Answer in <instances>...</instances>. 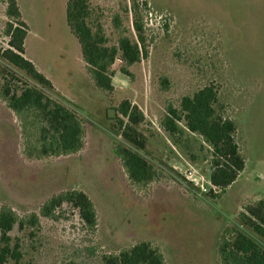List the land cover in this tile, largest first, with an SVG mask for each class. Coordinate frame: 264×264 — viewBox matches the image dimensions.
<instances>
[{
	"label": "rangeland",
	"instance_id": "374dc122",
	"mask_svg": "<svg viewBox=\"0 0 264 264\" xmlns=\"http://www.w3.org/2000/svg\"><path fill=\"white\" fill-rule=\"evenodd\" d=\"M16 1L28 29L24 57L51 82L45 95L73 110L85 130L80 152L29 158L20 122L0 99V208L24 223L9 233L18 264H103L104 255L139 242L158 249L165 264H222L219 245L234 231L261 245L239 216L264 200V0H89V24L101 26L109 46L121 34L136 41L134 8L144 25L147 54L128 67L129 76L115 60L110 93L96 88L86 72L66 24L67 0ZM6 8L0 0V50L9 48ZM116 16L124 33L114 26ZM0 68V85L13 74L17 87L36 86L1 58ZM206 86L217 91V115L235 123L245 162L222 191L209 182L211 150L203 139L184 120L178 123L183 132L175 135L161 126L168 106L179 109L183 97ZM124 101L143 114L137 130L146 140L144 150L121 136L118 119H126L118 109ZM124 147L153 168V181L130 183L119 155ZM71 190L91 200L94 230L69 204L52 218L40 216L48 199ZM32 215L37 225L28 222Z\"/></svg>",
	"mask_w": 264,
	"mask_h": 264
},
{
	"label": "trees",
	"instance_id": "16d2710c",
	"mask_svg": "<svg viewBox=\"0 0 264 264\" xmlns=\"http://www.w3.org/2000/svg\"><path fill=\"white\" fill-rule=\"evenodd\" d=\"M7 23L6 36L9 38L8 49L0 50V58L15 69L24 72L36 86L24 84L17 87L10 79L0 85V99L18 118L22 136L26 142L23 150L29 158L60 157L80 152L85 143V130L73 110L45 95L43 90H52L51 82L24 57V43L27 25L21 20L16 0H6ZM142 6L146 7V4ZM133 31L136 41L120 35L116 46H109L100 25L91 26L89 0H67L65 5L66 24L76 38L86 72L96 88L110 93L113 90L111 67L119 58L122 62L121 74L129 76L128 67L138 63L145 51L144 25L133 9ZM114 26L121 30L119 17L114 18ZM120 33H124L123 30ZM1 69V68H0ZM166 81L164 88H166ZM217 91L213 86H206L192 96L181 99L179 109L168 106L161 122L165 132L175 135L183 132L178 125L184 120L185 128L199 135L211 150V172L209 182L215 190L230 187L244 170L245 162L235 140L236 125L229 119L217 115ZM118 119L121 136L126 143L144 150L146 140L137 130L144 117L141 111L130 102L124 101L119 106ZM123 168L132 185L145 186L157 176L153 168L139 154L130 148L119 149ZM217 193L213 194L216 196ZM69 204L78 210L83 224L90 230L96 228V214L91 200L81 191L71 190L52 196L40 209V216L52 218L56 209ZM242 226L257 237L261 245L240 231H234L230 239H224L218 253L222 264H264V200L249 204L239 216ZM32 225L38 224V217L32 215ZM22 228L24 223L9 208H0V264L12 260L18 264V247H11L9 233L15 226ZM103 264H165L162 254L148 242H139L117 255H104Z\"/></svg>",
	"mask_w": 264,
	"mask_h": 264
},
{
	"label": "water",
	"instance_id": "95a60500",
	"mask_svg": "<svg viewBox=\"0 0 264 264\" xmlns=\"http://www.w3.org/2000/svg\"><path fill=\"white\" fill-rule=\"evenodd\" d=\"M112 111L109 112V114H111Z\"/></svg>",
	"mask_w": 264,
	"mask_h": 264
},
{
	"label": "crops",
	"instance_id": "0c3cea01",
	"mask_svg": "<svg viewBox=\"0 0 264 264\" xmlns=\"http://www.w3.org/2000/svg\"><path fill=\"white\" fill-rule=\"evenodd\" d=\"M26 39V38H25ZM30 61V60H29ZM35 66V65H34ZM43 74V73H42ZM45 76V75H44Z\"/></svg>",
	"mask_w": 264,
	"mask_h": 264
}]
</instances>
